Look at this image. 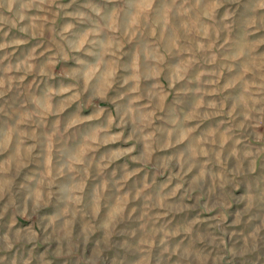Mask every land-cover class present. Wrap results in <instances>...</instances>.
<instances>
[{"label": "clouds", "instance_id": "1", "mask_svg": "<svg viewBox=\"0 0 264 264\" xmlns=\"http://www.w3.org/2000/svg\"><path fill=\"white\" fill-rule=\"evenodd\" d=\"M240 4L0 0V116L48 85L0 120V264H264V0L217 18ZM149 167L168 183L130 185Z\"/></svg>", "mask_w": 264, "mask_h": 264}, {"label": "rangeland", "instance_id": "2", "mask_svg": "<svg viewBox=\"0 0 264 264\" xmlns=\"http://www.w3.org/2000/svg\"><path fill=\"white\" fill-rule=\"evenodd\" d=\"M244 3V0H241V4L240 5H225L224 8L220 9L217 12V18H219L220 16L223 15V13L227 10H231L232 12H234L236 14V16L239 15L240 11L242 10V5ZM235 19V17H234ZM59 23V21H58ZM239 31L238 27H236L235 25H233V28L231 29L230 34L232 36H235L236 33ZM260 35H264V34H260ZM250 40L252 41H258L260 39V36H253V37H249ZM36 42H33V44L31 46H35ZM221 43H223V41H221ZM31 46H29L28 49H26L25 51H30L31 50ZM38 55L40 57L41 60H47L50 58V53L48 50V46L46 44H44L43 42H41V46L38 48ZM257 51L264 53V43H259L257 45ZM2 55V54H0ZM17 55H20V53L18 52ZM7 63V62H5ZM56 76V80L53 81L52 83L56 84L59 83L63 80V73L59 70H57L55 73ZM225 75H227V73H225ZM223 82V81H222ZM165 87H167V81H163ZM47 83L41 81L39 78H37L35 75H30L28 76L23 84L20 87V90L14 93H9V96L6 97V99L8 100V106H7V115L6 116H0V120H4V121H8L10 120V118H13L14 116V109L17 108H22L24 105V101H25V94L27 92H35L38 90H42L45 87H47ZM177 87H180L179 85ZM174 97H175V93H173L172 96L169 97L168 102L169 103H173L174 101ZM99 103V106L101 108H107L109 110H111L112 105L111 104H106L104 102H93L90 99H85L84 97L81 98V105L83 106V111L85 114H89L91 111L95 110V104ZM230 107V105H229ZM259 107V105H258ZM77 109V105H73L67 113H65V115H69L72 112H74ZM257 116V118L259 119V113L255 114ZM225 118H217L215 121H209L207 123H215V124H221L224 122ZM255 131L257 133H261L264 134V120L261 121L260 126L258 128L255 129ZM245 137L247 139V141L249 143L255 144L257 147L264 145V140H261L259 143H257L255 136H248L247 134H245ZM66 140H68L69 142H73V137L69 134L67 137H65ZM264 164V157H261V159L257 162V166H258V171H264V168H261L260 165ZM33 168L36 167V164L34 163L32 165ZM113 175L118 174L117 173V168L116 166L112 167L111 170ZM143 177H150L149 182L153 183V184H166L168 183L169 177L166 174H162L159 173L155 167H149V168H145L143 169V171L136 177H133V181L130 182L131 183H136L137 185L140 184V180ZM246 179V183L248 184L249 187H251V181L252 179H254V177H247ZM259 182V180L257 179V183ZM129 185V186H130ZM127 187V186H126ZM237 187H239V185H237ZM234 190V189H233ZM228 203L231 204V197L228 198ZM221 211V209H216L215 212L210 213V212H205L203 209V206L201 205L200 208L197 210L196 215L202 219H207V218H211L214 219L215 216ZM230 211V209H229ZM11 219V212L8 216L5 217V220H10ZM16 219L19 221L20 224H28L29 221L26 219H23L19 216L16 217ZM178 219V218H177ZM169 221L173 220V217H168ZM4 221H0V223H3ZM32 223H35V220L33 218ZM245 229L242 227L241 231H244ZM68 261L71 262L72 261H79L82 264V257L78 254L73 252L72 256L67 258ZM262 259H264V257H262Z\"/></svg>", "mask_w": 264, "mask_h": 264}]
</instances>
